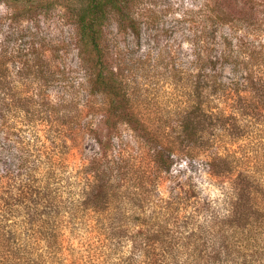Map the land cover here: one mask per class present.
Segmentation results:
<instances>
[{
	"label": "rangeland",
	"instance_id": "374dc122",
	"mask_svg": "<svg viewBox=\"0 0 264 264\" xmlns=\"http://www.w3.org/2000/svg\"><path fill=\"white\" fill-rule=\"evenodd\" d=\"M85 5L0 1V171L15 170L24 154L53 156L58 166L56 232L19 233L30 250L21 258L153 264L171 234L188 233L212 211L224 214L234 186L264 214V86L250 93L242 79L251 74L264 83V0H128L123 10L131 21L107 14L104 71L122 92L118 106L136 119L131 124L122 116L111 128L103 124L108 99L91 93V66L77 46ZM236 44L251 66L234 73L219 55ZM229 79L242 84L243 100L213 90L212 82ZM197 81L204 86L200 98ZM199 103L214 115L242 106L241 128L212 116L205 120L212 126L189 135L180 122ZM228 152L244 157L220 158ZM95 175L104 194L93 208ZM252 175L256 180L247 181ZM246 206L241 216L255 210ZM110 223L121 229L108 233ZM245 238L240 232L227 241L235 250L246 246Z\"/></svg>",
	"mask_w": 264,
	"mask_h": 264
},
{
	"label": "trees",
	"instance_id": "16d2710c",
	"mask_svg": "<svg viewBox=\"0 0 264 264\" xmlns=\"http://www.w3.org/2000/svg\"><path fill=\"white\" fill-rule=\"evenodd\" d=\"M127 1L86 0L85 11L76 22L79 52L88 56L87 62L91 66L90 91L91 93L100 92L108 99L102 105L105 117L103 124L107 128L113 127L114 122L122 116L127 123H136L134 116L117 104L122 92L119 87H116L117 83L112 74L104 71L105 55L101 46V26L107 14L116 15L119 23L131 21L129 15L123 10L124 3ZM225 47L227 50L224 52L221 50L219 59L223 61L222 63L233 65L234 73L244 65L245 68L251 66L247 65L251 56L245 55L240 44ZM245 59L248 61L245 62ZM209 63L214 68L218 62L215 59L210 60ZM242 79L246 80L245 86L250 89V93L263 92L258 90L264 86V83H258L259 81L257 82L251 74ZM241 85L235 79H229L226 83L212 82L215 92L221 91L227 96L232 94L230 98L234 94L238 100H243L240 96L243 90L241 92L239 90ZM195 88V95L200 98V90L204 89V86L197 81ZM202 107L200 103L195 105L192 113H187L188 115L180 122V127L189 135L193 131L200 132V127L206 123L205 120L212 116L229 118L234 121V126L241 128L240 123L244 119L241 118L244 116L242 106L229 105L226 110H218L219 112L215 115ZM206 124L212 126L211 121ZM233 153L228 152L220 158L239 160L244 157L236 158ZM43 158L34 154H24L19 158L20 161L15 170L0 171V264H47L45 260L42 261L35 256L31 260H23L20 253L30 250H27V247L22 248L18 238L19 233L23 231L49 238L47 231L56 232L54 229L58 227L56 212L58 194L56 168L58 166L53 156ZM41 164L43 168H39ZM247 178V181L251 178L256 180L255 175ZM94 179V187L90 190V201H88L93 208L100 205L98 199H101V193L104 194L101 179L98 180L96 175ZM261 195H264V186ZM252 199L245 196L244 188L232 187L231 195L224 201V214L219 215L212 211L203 224L194 229L191 228L188 233L177 231L171 234L168 243L164 242L166 240L161 242L166 243L161 247V256H159L161 259L153 264H158L160 261L161 264H264V214L259 206L252 202ZM246 203L253 206L255 210L244 217L240 213L242 207H248ZM106 229L108 233H115L121 228L110 223ZM240 232L246 233L247 244L232 250L227 241L229 234L233 236L234 233Z\"/></svg>",
	"mask_w": 264,
	"mask_h": 264
}]
</instances>
